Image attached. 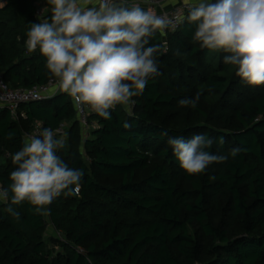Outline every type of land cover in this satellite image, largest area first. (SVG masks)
Masks as SVG:
<instances>
[{"label":"trees","instance_id":"trees-1","mask_svg":"<svg viewBox=\"0 0 264 264\" xmlns=\"http://www.w3.org/2000/svg\"><path fill=\"white\" fill-rule=\"evenodd\" d=\"M37 1L51 9L47 0L0 6V76L12 88L54 78L39 50L25 45ZM186 16L177 30L149 39L159 46V74L132 98L133 112L117 105L110 119L91 113L83 141L75 103L64 92L23 104L18 120L0 108V186L11 183L12 156L38 123L68 124L57 154L84 172L79 196H61L42 214L12 205L16 219L6 210L10 199L0 201V264H264V85L245 84L223 63L227 53L194 42ZM197 92L195 108L179 105ZM196 134L223 136L224 144L208 151L228 159L189 175L167 140ZM236 147L242 151L232 157ZM49 224L64 235L53 238L62 251L47 246Z\"/></svg>","mask_w":264,"mask_h":264},{"label":"clouds","instance_id":"clouds-1","mask_svg":"<svg viewBox=\"0 0 264 264\" xmlns=\"http://www.w3.org/2000/svg\"><path fill=\"white\" fill-rule=\"evenodd\" d=\"M47 4L50 17L41 19L42 13L38 14L27 30L25 45L28 52L39 50L58 90L81 111L86 106L110 119V110L132 103L133 97L143 94L148 79L159 74L154 58L159 46L149 45V39L157 31L174 30V19L130 0H47ZM187 8L186 20L195 25L193 41L202 49L227 53L223 63L235 66V74L245 84L264 85V0H197ZM199 100L197 92L193 98L180 99L179 105L195 108ZM224 142L223 136L214 140L204 134L167 140L180 168L189 175L225 162L228 155L208 151L214 143ZM64 147V140L51 128L26 137L12 156L11 183L0 186V201L10 199L6 209L10 215L19 219L12 205L27 203L42 214L61 196H79L84 172L70 168L57 154ZM241 151L233 148L230 155Z\"/></svg>","mask_w":264,"mask_h":264},{"label":"built area","instance_id":"built-area-1","mask_svg":"<svg viewBox=\"0 0 264 264\" xmlns=\"http://www.w3.org/2000/svg\"><path fill=\"white\" fill-rule=\"evenodd\" d=\"M147 4L148 8H151L157 15H166L171 19H174V21L177 24V27L173 30L171 27L168 29H165L163 34H166L168 32H173L177 30L181 24V20H183L186 16V13L188 12L187 4L192 3V0H181V2L172 7L169 10L162 9L157 10L159 6H161L165 0H144ZM8 0H0V6L6 4ZM50 7L43 4L41 1L36 2V14L42 13V16L40 17L43 19L47 16L50 12ZM168 52V47L166 46L164 48V53ZM62 92L58 90V84L56 82L55 78H50L47 82L36 84L30 88H12L9 86L8 83L4 81L2 76H0V108H4L9 111L10 115L13 119H20L25 117V112L22 110V105L26 104L28 102L33 101H42L46 100L48 98H51L55 96L57 93ZM132 103H130L127 106H124L125 109L129 112H133L134 107L136 106V101L132 99ZM75 103V102H74ZM76 107L77 115L79 117L80 123L83 126L84 130L90 131L91 126L93 125L90 120L89 116L92 112L89 108L86 106L84 107V110L81 111L80 109ZM68 124L67 123H61L56 128H51L57 133V138H64V135L67 131ZM44 128L43 123H38L34 126L33 130L31 132H28L25 134V137L31 136V135H37L40 130ZM78 250L83 252L84 248L81 246H78Z\"/></svg>","mask_w":264,"mask_h":264},{"label":"rangeland","instance_id":"rangeland-1","mask_svg":"<svg viewBox=\"0 0 264 264\" xmlns=\"http://www.w3.org/2000/svg\"><path fill=\"white\" fill-rule=\"evenodd\" d=\"M212 52L214 53L216 51H213L212 50ZM88 135H89V131L84 130L83 133H82V135H81L82 136L81 137L82 141L84 140V137L85 136H88ZM66 136H67V131H66V133L64 135V138H63L64 142L66 141V138H67ZM45 238L47 240V246H48V248L54 250V253L63 250L62 247L60 246V244L58 243V241L55 240V239H53V238H57L58 240H65L64 235H62L61 233H59L58 231H56L53 228V226L50 225V224L47 225V227H46Z\"/></svg>","mask_w":264,"mask_h":264},{"label":"crops","instance_id":"crops-1","mask_svg":"<svg viewBox=\"0 0 264 264\" xmlns=\"http://www.w3.org/2000/svg\"><path fill=\"white\" fill-rule=\"evenodd\" d=\"M180 2H181V0H165L164 3L161 6H159V8H157V10H162V9L169 10L172 7L178 5ZM195 2H197V0H192V3H195ZM130 3H138L145 10L148 9V6L144 0H130ZM89 6H91V5H89Z\"/></svg>","mask_w":264,"mask_h":264}]
</instances>
